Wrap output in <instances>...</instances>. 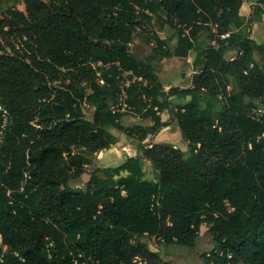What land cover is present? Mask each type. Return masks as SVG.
<instances>
[{
    "label": "trees",
    "instance_id": "16d2710c",
    "mask_svg": "<svg viewBox=\"0 0 264 264\" xmlns=\"http://www.w3.org/2000/svg\"><path fill=\"white\" fill-rule=\"evenodd\" d=\"M243 4L19 0L0 11V264H172L164 251L196 248L204 225L207 264H264V45L251 38L264 0L247 20ZM147 29L142 59L131 46ZM192 52L191 86L165 89L155 64ZM123 91L132 111L114 113ZM127 115L153 125L124 127ZM175 122L186 150L146 142ZM112 130L138 155L72 188L116 148Z\"/></svg>",
    "mask_w": 264,
    "mask_h": 264
},
{
    "label": "crops",
    "instance_id": "0c3cea01",
    "mask_svg": "<svg viewBox=\"0 0 264 264\" xmlns=\"http://www.w3.org/2000/svg\"><path fill=\"white\" fill-rule=\"evenodd\" d=\"M244 4L241 9V16L247 20L250 16L251 13V8L250 6L252 4H256L257 0H250L248 2L247 0H243ZM260 36H259V34ZM258 35V39L256 40V36ZM251 38L252 40L257 44V45H264V17L261 19L260 22H255L252 26L251 30ZM236 56V53H228V58L232 59ZM197 57L196 52L190 53V56L186 60L174 58V61H177L175 63H178V68L170 70L172 73L173 77H169L168 79L162 78L160 74L157 73L158 77L160 78L163 86L165 89L169 90L172 87H181V88H188L191 86V79L194 74V68L193 64L194 61ZM188 60V66L191 68V74L189 76H185L184 72L182 70V61H187ZM189 100V99H188ZM170 102L172 103V107L176 109L175 106H177L180 102L176 97H172L170 99ZM162 121L163 122H168L170 121V113L169 111H163L160 114ZM122 125L124 127H133V126H141L144 128L150 127L153 125V122L151 120H142L138 116L135 115H127L122 118ZM112 133L119 139V142L116 146V148H113L108 151H103L99 154H97L95 157L92 158V164L87 167L88 170L87 174H85L82 179H78L79 181L82 179L86 182L89 180V173L93 172L94 170L98 168H106V167H118L122 165L120 161V156L122 155V158L126 160V157H136L138 155V146L139 142L135 139H130L126 137L123 133L117 131V130H112ZM146 142H150L153 145H172L175 148L181 149V150H186L187 149V144L183 141L181 131L178 128L176 122L165 129H163L159 135L153 139L150 140V137H148ZM147 171L150 172L153 170L150 163L146 162L145 163ZM145 170V169H144ZM155 178V177H154ZM147 180L153 181L154 179H151L149 174L146 176ZM76 180V181H78ZM73 181V182H76Z\"/></svg>",
    "mask_w": 264,
    "mask_h": 264
},
{
    "label": "rangeland",
    "instance_id": "374dc122",
    "mask_svg": "<svg viewBox=\"0 0 264 264\" xmlns=\"http://www.w3.org/2000/svg\"><path fill=\"white\" fill-rule=\"evenodd\" d=\"M18 2L19 0H3L2 3L0 4V11L6 10L8 7ZM159 28H160L159 24L156 23L153 24V30L159 31ZM159 32L160 35L165 39H169L170 36H172L173 34L172 30L169 29L168 27H165L163 30ZM256 37L257 40L258 35ZM153 47H154V41L152 40V35L150 33V30L148 31L147 29V30H141L139 32V37L136 41V44L132 45L131 49L134 53L138 54L142 59H146L152 53ZM173 59H165L162 62L155 64L156 72L162 76L163 80L168 79L169 77L170 78L173 77L170 70L173 69L175 70L178 68V63H175L177 61H174ZM182 70L185 76H189L191 74V68L188 66V60L182 61ZM88 112L91 113L92 110H88ZM124 160L125 159H123L121 155L120 156L121 163H123ZM144 169L146 172V176L149 174L150 178L155 180L154 172L152 171L148 172L145 163H144ZM88 170H92V168L91 169L88 168L87 171ZM82 179L80 181L78 180L76 182H72L71 187L74 189L83 188L86 183ZM209 229H210L209 225H204L202 227L197 246L194 249H189L186 247H177V246L168 247L164 251L168 255L166 257V261H169L172 264H207V262L203 259V256L209 254L215 247ZM149 247L152 251L158 252V249L155 248L153 245H149Z\"/></svg>",
    "mask_w": 264,
    "mask_h": 264
},
{
    "label": "built area",
    "instance_id": "2783aa9c",
    "mask_svg": "<svg viewBox=\"0 0 264 264\" xmlns=\"http://www.w3.org/2000/svg\"><path fill=\"white\" fill-rule=\"evenodd\" d=\"M138 81L140 82V81H142V79L140 78ZM128 85H129V83L126 84V86H128ZM146 85L147 84L145 83V86ZM126 98H127V95L123 91L122 94L119 96L118 101H117V108H121V110L115 109L114 113H116V112H131L132 111V109L130 107H128L125 103Z\"/></svg>",
    "mask_w": 264,
    "mask_h": 264
},
{
    "label": "water",
    "instance_id": "95a60500",
    "mask_svg": "<svg viewBox=\"0 0 264 264\" xmlns=\"http://www.w3.org/2000/svg\"><path fill=\"white\" fill-rule=\"evenodd\" d=\"M126 159H127V157H126Z\"/></svg>",
    "mask_w": 264,
    "mask_h": 264
}]
</instances>
